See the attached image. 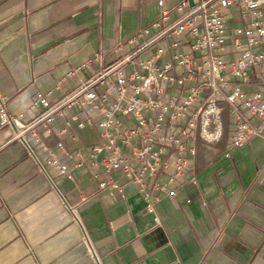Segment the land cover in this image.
Wrapping results in <instances>:
<instances>
[{
	"label": "crops",
	"instance_id": "1",
	"mask_svg": "<svg viewBox=\"0 0 264 264\" xmlns=\"http://www.w3.org/2000/svg\"><path fill=\"white\" fill-rule=\"evenodd\" d=\"M157 1L0 0V99L8 112L30 121L41 110L31 108L38 93L53 103L99 63L66 76L69 69L101 50L104 63L126 51V45L113 49L157 17ZM59 126L56 116L46 144L71 168L72 179L29 136L35 156L13 129L0 126V264H264L263 139L253 137L229 156L225 138L200 147L198 185L175 182L174 196L148 183L150 200L161 196L157 224L136 184L119 170L90 165L85 148L101 142L96 128L77 130L74 140L58 135ZM58 140L69 151L82 149L81 166L75 167L77 156L66 160L58 151ZM94 173L118 178L124 197L97 192ZM164 179V173L155 177Z\"/></svg>",
	"mask_w": 264,
	"mask_h": 264
},
{
	"label": "built area",
	"instance_id": "2",
	"mask_svg": "<svg viewBox=\"0 0 264 264\" xmlns=\"http://www.w3.org/2000/svg\"><path fill=\"white\" fill-rule=\"evenodd\" d=\"M157 5V17L113 49L120 52L126 45V51L104 63L101 50L69 69L66 76L99 63L53 103L38 93L31 108L41 110L30 121H20L0 99V126L13 129L35 156L29 136L69 179L71 168L46 144L55 134L54 118L60 119L56 133L74 140L77 130L96 128L101 142L85 148L90 165L121 171L143 193L146 211L159 224L155 203L161 196L150 200L148 183L174 196L175 182L198 185L194 161L200 147L225 138L229 156L253 137L264 140V0H177L171 6L158 0ZM70 109L76 111L68 115ZM56 146L66 160L79 158L75 167L83 164L82 149L69 151L61 140ZM160 173L165 179L156 181ZM99 176L93 174L97 192L124 197V183Z\"/></svg>",
	"mask_w": 264,
	"mask_h": 264
}]
</instances>
